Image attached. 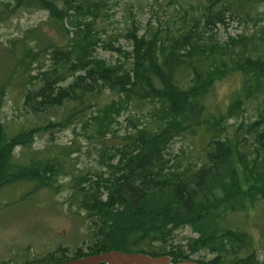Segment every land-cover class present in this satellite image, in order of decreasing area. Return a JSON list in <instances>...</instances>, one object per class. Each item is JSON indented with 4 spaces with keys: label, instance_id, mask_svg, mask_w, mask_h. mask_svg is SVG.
<instances>
[{
    "label": "trees",
    "instance_id": "1",
    "mask_svg": "<svg viewBox=\"0 0 264 264\" xmlns=\"http://www.w3.org/2000/svg\"><path fill=\"white\" fill-rule=\"evenodd\" d=\"M196 3L197 15L189 16L186 30L161 39L139 35L132 26L125 35L130 49L124 50L113 37L101 38L90 13L94 0L0 2V19L19 9L41 10L57 33L51 36L38 25L0 48L2 66H9L0 100L7 86L20 84L22 107L33 118L13 135L0 121V190L16 183L57 190L54 181L70 178L68 202L87 225L85 250L67 255L57 248L25 264H59L110 250L166 255L173 263L264 264L258 260L264 241L235 220L247 206L264 201V53L248 50L253 37L219 44L211 35L229 20L257 19L264 0ZM99 46L123 61L99 57ZM230 71L240 74L239 92L223 110L209 107L214 76ZM252 99L259 100L257 119L229 124ZM145 102L156 112L155 123L131 122L115 145L105 143L121 109ZM78 125L86 139L99 140L96 169L75 172L73 145L53 141L36 151L23 148L25 164L12 154L34 134ZM178 137L200 141L196 157H185L183 150L172 156ZM182 227L193 236L176 242ZM200 252L212 257L192 258Z\"/></svg>",
    "mask_w": 264,
    "mask_h": 264
},
{
    "label": "rangeland",
    "instance_id": "2",
    "mask_svg": "<svg viewBox=\"0 0 264 264\" xmlns=\"http://www.w3.org/2000/svg\"><path fill=\"white\" fill-rule=\"evenodd\" d=\"M8 0H0L7 2ZM196 0H94L90 13L94 14L96 27L101 38L113 37V44L124 50L130 49V42L125 35L132 26L138 29V34L147 36L156 34L165 39L178 35L189 26V16L197 15ZM1 7V6H0ZM260 16L248 24L229 20L226 25H217L211 33L217 43H225L229 37L238 35L253 37V44L248 50L264 53V5L259 6ZM71 15V11H69ZM85 12V14L90 15ZM86 15V16H87ZM47 14L44 11L15 10L0 19V48L10 41L20 37L26 30L41 25L45 32L57 36L56 32L46 24ZM69 20V19H68ZM259 20V21H257ZM67 22V21H66ZM66 29L71 27L64 22ZM238 46V45H237ZM99 57L109 62L123 61L124 57L99 46L96 50ZM9 66L3 65L0 57V84L6 82ZM241 77L237 71H230L223 76H214L213 94L207 98L211 108L223 110L231 97L239 92ZM20 84L7 86L0 100V121L9 135L16 134L20 126L33 119L23 109L20 98ZM113 97V96H111ZM116 98V97H114ZM107 101V98H106ZM148 102L132 104L124 107L115 118L113 135H107L105 143L115 145L119 138L131 130V122L136 125H153L156 112L151 110ZM259 100L252 99L247 104V110L237 120L228 121L237 124L239 121L250 122L257 119ZM237 121V122H236ZM33 124L32 121L29 122ZM230 132V130H228ZM48 141L60 146L73 145L70 161L74 163V171L96 169L99 167L96 159L99 140L86 139L79 125L68 126L61 131H41L34 134L30 144L20 145L12 152L13 156L25 164L26 152L42 149ZM199 140L188 142L184 138L175 139L172 145V156L184 151L185 157L191 153L194 157L200 152ZM182 158V157H181ZM183 159V158H182ZM186 162L183 161V163ZM74 173V172H73ZM70 178H59L51 187H37L34 184L16 183L4 186L0 190V264H25L46 256L57 248L67 250L71 255L77 248L85 250L82 242L86 237V222L83 213L76 214L75 206H71L68 198L71 195ZM239 224L246 228L257 239L264 241V201H259L255 207L247 206L246 211L235 217ZM190 228L182 227L175 231V241L192 237ZM211 254L200 252L193 259H210ZM264 259V251L258 248V260Z\"/></svg>",
    "mask_w": 264,
    "mask_h": 264
},
{
    "label": "water",
    "instance_id": "3",
    "mask_svg": "<svg viewBox=\"0 0 264 264\" xmlns=\"http://www.w3.org/2000/svg\"><path fill=\"white\" fill-rule=\"evenodd\" d=\"M59 264H197L192 261H179L173 263L166 255L149 256L142 253H124L110 250L103 253L91 254L83 258L71 259Z\"/></svg>",
    "mask_w": 264,
    "mask_h": 264
}]
</instances>
